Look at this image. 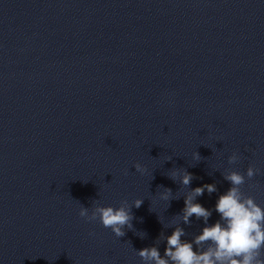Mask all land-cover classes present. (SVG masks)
<instances>
[{"label": "clouds", "instance_id": "9594fccd", "mask_svg": "<svg viewBox=\"0 0 264 264\" xmlns=\"http://www.w3.org/2000/svg\"><path fill=\"white\" fill-rule=\"evenodd\" d=\"M193 159L197 162L202 159L199 152L193 153ZM239 159L240 156L234 152L229 156L228 163L235 164ZM133 167L142 175L147 171L139 162ZM258 171L249 166L246 173L237 170L223 173L230 187L216 200L214 210L219 214V219L212 224L208 221L213 210L198 203L197 198L203 196L205 191L209 195L217 192L216 184H203L187 191L183 196L184 207L181 214L174 216L177 223L173 226L171 235L166 236L161 232L153 246L136 250L142 264H264V207L242 190L247 180H251ZM168 176L174 182H177L178 177L179 184L185 188L194 179L193 174L185 168H175ZM158 189H163L159 192V199L170 206V201L173 200L172 189L163 186H158ZM143 202L139 198L131 204L122 200L118 207H113L104 206L96 199L92 201L91 209L81 204L78 214L86 222L98 221L121 238L126 235V229H134L132 209H139ZM192 217L202 220L204 227L189 241L182 239L187 233L180 223L191 225ZM162 241H166L163 254L159 250Z\"/></svg>", "mask_w": 264, "mask_h": 264}]
</instances>
